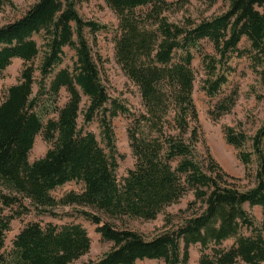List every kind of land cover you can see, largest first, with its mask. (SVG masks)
Returning <instances> with one entry per match:
<instances>
[{"label": "trees", "instance_id": "16d2710c", "mask_svg": "<svg viewBox=\"0 0 264 264\" xmlns=\"http://www.w3.org/2000/svg\"><path fill=\"white\" fill-rule=\"evenodd\" d=\"M223 1L229 3L223 14L175 22L169 12L189 0H106L119 19L116 60L139 88L140 113L110 97L87 36V30L95 34L107 26L85 19L80 0H36L21 17L0 25V76L15 58L24 61L18 82L0 103V264H71L87 254L91 237L76 222H30L6 248L13 218L31 208L58 216L57 207L71 205L94 210L80 212L96 224L103 240L113 243L85 264L144 259L189 264L195 244L201 246L199 264H264V224L259 227L246 208L260 206L264 213V121L253 135L240 126L225 127L226 140L239 149L240 160L257 165L251 188L240 187L208 147L206 157L198 151L203 131L193 96L195 53L202 57L203 89L209 96L218 95L228 82L234 56L247 57L264 82V0ZM7 5L13 6V0H0V10ZM244 39L249 46L240 45ZM203 40L213 44L215 54L205 52ZM65 47L75 51L76 59L72 67L60 68ZM63 89L68 100L60 105ZM236 100V94L222 99L212 112L214 119L229 113ZM121 114L132 117L127 132L135 164L120 178L112 121ZM81 115L85 125L100 118L105 146L79 125ZM38 134L50 147L31 161ZM70 181L81 183L83 190L59 199L52 195ZM190 192L194 199L181 211L188 215L176 223L175 215L168 214L169 228L153 237L116 223L127 217L156 219ZM15 206V213H5ZM228 240L233 241L229 246Z\"/></svg>", "mask_w": 264, "mask_h": 264}, {"label": "rangeland", "instance_id": "374dc122", "mask_svg": "<svg viewBox=\"0 0 264 264\" xmlns=\"http://www.w3.org/2000/svg\"><path fill=\"white\" fill-rule=\"evenodd\" d=\"M36 0H13V6H5L0 10V25H4L21 17ZM175 1V0H170ZM79 11L85 19L95 20L107 26V28L98 31L95 34L88 32V38L92 46L93 53L99 63L103 81L107 86L109 95L112 99L124 101L134 112L140 113L144 110L142 97L139 88L129 79L121 65L117 62L115 56V39L118 35L119 19L114 10L107 4L106 0H80ZM229 8V3L223 0H217L210 3L208 0H189L183 7L173 12H169L172 21L183 22L186 18L200 21L205 18H211L225 13ZM39 44L42 40L36 37ZM249 46L247 40H243L240 44ZM205 52L215 54L213 44L208 40L202 41ZM76 59L75 51L70 47H65L64 63L60 68L72 67ZM40 59L35 60L38 66ZM231 71L228 75V82L223 86L222 91L212 97L203 89L204 80L206 79V71L202 63L200 53H195L193 68L196 73L194 86V100L199 112V119L203 131V140L198 144V151L203 156H207V147L211 154L220 163V165L232 176L237 178V184L243 189L251 188L255 185V175L257 165L255 162L245 165L239 158V149L229 144L225 136V127L240 126L247 134L253 135L264 121V98L259 99L258 95L264 94V82L254 72L251 61L247 57L234 56L230 60ZM24 67V61L15 58L12 64L7 67L3 75L0 76V103L4 100L8 88L16 84L19 80L21 71ZM36 77H41L40 72H36ZM38 91V85H34V93ZM236 94L237 100L233 109L218 119H214L212 112L216 109L217 104L227 96ZM68 100V93L65 89L61 92L60 105H64ZM89 105L87 96L83 97L82 108ZM79 125H85L83 115L79 118ZM132 122V117L121 114L112 121L116 145L119 151V168L118 176H125L129 169L134 167L135 158L132 153L130 141L128 137V127ZM88 131L96 134L101 145L105 146L101 137L100 118L96 117L93 121L85 125ZM50 144L47 143L42 134H38L33 149L30 152V160L34 161L43 157ZM83 185L76 181H70L63 186L57 187L52 191V195L61 198L70 191L81 192ZM194 199L193 193H188L180 202L175 203L160 213L156 219L144 220L140 218H124L123 221H116L118 225L128 226L147 237H153L156 234L169 228L166 225V216L168 214L175 215L174 221L178 223L182 216L188 215V212H181L187 208L190 201ZM25 204L30 207V201L26 200ZM31 208V207H30ZM249 212L255 217L259 227L264 224V213L260 206L251 207L246 205ZM19 208L17 206L5 209L6 214H13ZM95 212L89 207L71 205L59 206L56 208L58 216L49 214L43 215L31 208L30 211L22 216L15 217L11 221V229L6 233V248L12 246V241L20 230L28 223L39 221L42 223L54 222L58 224H66L76 222L82 224L91 237V249L80 259L75 260L71 264H85L90 260L98 259L103 253L108 251L113 243L103 240L101 235L96 231V224L91 222L81 210ZM245 234L250 231L244 229ZM232 240L225 242V245L232 244ZM200 244L192 245L190 248L189 264H199L201 256ZM137 264H165L163 260L144 259L139 260Z\"/></svg>", "mask_w": 264, "mask_h": 264}]
</instances>
